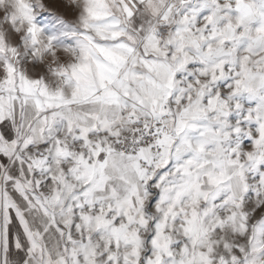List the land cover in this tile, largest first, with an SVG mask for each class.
<instances>
[{"label":"snow or ice","instance_id":"obj_1","mask_svg":"<svg viewBox=\"0 0 264 264\" xmlns=\"http://www.w3.org/2000/svg\"><path fill=\"white\" fill-rule=\"evenodd\" d=\"M0 264H264V0H0Z\"/></svg>","mask_w":264,"mask_h":264}]
</instances>
